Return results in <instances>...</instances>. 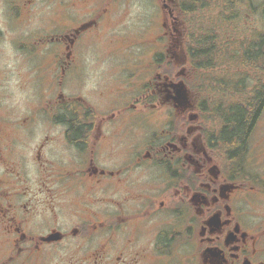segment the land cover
I'll list each match as a JSON object with an SVG mask.
<instances>
[{
    "label": "flooded vegetation",
    "instance_id": "obj_1",
    "mask_svg": "<svg viewBox=\"0 0 264 264\" xmlns=\"http://www.w3.org/2000/svg\"><path fill=\"white\" fill-rule=\"evenodd\" d=\"M45 1L62 29L22 34L31 52L17 46L26 59L53 49L44 59H60V74L44 93L29 79L19 101L24 88L0 89V264H264V59H248L264 4L245 13L233 59L229 36V76L211 83L200 70L216 66V36L207 34L208 67L194 64L180 0H155V34L150 0ZM10 2L21 27L37 0ZM152 43L159 50L141 75L121 68L118 77L109 62L83 90L90 52L100 61ZM40 108L49 119L25 135ZM16 113L23 130L6 121Z\"/></svg>",
    "mask_w": 264,
    "mask_h": 264
},
{
    "label": "rangeland",
    "instance_id": "obj_2",
    "mask_svg": "<svg viewBox=\"0 0 264 264\" xmlns=\"http://www.w3.org/2000/svg\"><path fill=\"white\" fill-rule=\"evenodd\" d=\"M138 2V1H136ZM190 5V3L186 2ZM264 4V0H252V6H248L246 3L237 4L236 8L232 11H227L229 8H225V0H214L211 6L205 7L204 9L196 8L195 11L186 10L187 13L183 15L184 23L188 26L190 34L198 36L200 34H208L216 36L215 42L218 47L220 56H218V62L216 63L215 68L204 69L201 73L206 77V82L208 79L211 83H214V80L225 79L229 75H226L227 67L225 63L228 62L227 55L231 52L229 50L228 38L231 35L236 37V43L232 44V52L234 48H237L241 45V33L242 28L245 25V13L251 10L254 13H260V9ZM10 0H0V89H8L13 91L15 94L21 93L18 91L20 88H24L21 95L14 97V102L19 101L22 96L26 93H29L26 89H29V79L37 77L38 86L41 90V93H44V89L50 88L49 80L53 77L52 74H60V68L57 66L58 72H56V61L60 59H44L46 53H50L53 49L43 48L39 46L36 50H40V57L37 59H26V52L29 50L32 51L31 45L28 42V38L23 37L28 36L31 30H38L39 37H42L45 34H48L50 31L62 29V23L55 17L52 13H49L48 3L45 0H37V3L33 6V15L30 17L27 22H24L21 27H19V22H17V17L12 18L8 14V10L12 8ZM17 5V4H16ZM183 5V4H182ZM47 7V8H45ZM15 7V14H18V11ZM138 4L134 6V17L139 15ZM155 0H150L148 9L149 14L153 17L152 22V31L155 34L159 32L158 22L160 19L159 9ZM201 9V10H200ZM229 17H232L229 21ZM254 18V17H253ZM12 19V20H11ZM250 19V18H249ZM253 21V19H252ZM255 26V23H253ZM243 26V27H242ZM23 32V33H21ZM23 34V35H22ZM241 35V36H240ZM155 36V35H154ZM192 38V37H191ZM23 46L27 51L21 50L20 47ZM159 44L152 43L150 46H128V47H114L111 49V52L115 56L106 57L99 61L96 56L90 52L84 60L83 72L85 77V86L83 87L84 91L90 88V85H93L97 82L99 75L102 72H105L108 67L109 62L115 67L118 77H121L120 74L123 71L121 68L126 69L130 73H136L141 75L145 68L148 66V59H152V55L159 50ZM231 52V53H232ZM225 53V54H224ZM119 59V61L117 60ZM102 62V64H100ZM104 62V63H103ZM151 66H149L150 68ZM236 70L231 66L230 71ZM242 73H252L251 69L245 67L240 69ZM237 71L232 72L236 75ZM33 75V76H31ZM75 79H70L67 77L68 87H75L76 79H79V75L74 76ZM23 82L24 87L21 86ZM79 90V87H77ZM140 88H136L135 91L137 94L140 93ZM49 111L48 109L40 108L38 112H35L32 116L30 114V119L28 122L27 131L24 130L25 135H32L31 131L34 129L32 126L33 121H38L39 119L48 120V115H41L44 111ZM50 113V111H49ZM19 114L16 113L12 116H8L7 122L14 124L19 130L25 125L24 118H22V124L18 123ZM49 122L41 120L39 123V135L43 136L45 134L46 128H48ZM59 130L51 128V133L56 134Z\"/></svg>",
    "mask_w": 264,
    "mask_h": 264
},
{
    "label": "trees",
    "instance_id": "obj_3",
    "mask_svg": "<svg viewBox=\"0 0 264 264\" xmlns=\"http://www.w3.org/2000/svg\"><path fill=\"white\" fill-rule=\"evenodd\" d=\"M183 2L182 8L184 10H193L195 2L200 3V7L206 6L207 5V0H181ZM241 0H225V8H229L228 11H232L236 8L237 3L240 2ZM186 2L190 3L187 4ZM189 5V6H188ZM199 44L197 45L196 48L191 47L194 52H191V59H199V60H193L194 64L198 63L199 67H208L210 59L208 55V40L206 36H202L199 39ZM216 48V59L218 56V47L217 44L215 45ZM260 59H264V35L261 37L258 42H253L249 48H248V59H256L253 63V66H258L257 63L260 64ZM233 59V57H231ZM258 60V61H257ZM236 122L238 125V128L240 131H243L245 128H249L251 125V119L250 118H245L243 115L238 114L236 116ZM247 120V121H246Z\"/></svg>",
    "mask_w": 264,
    "mask_h": 264
}]
</instances>
